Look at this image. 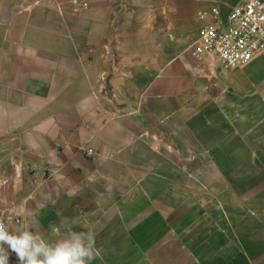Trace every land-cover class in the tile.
Wrapping results in <instances>:
<instances>
[{"label":"crops","instance_id":"crops-1","mask_svg":"<svg viewBox=\"0 0 264 264\" xmlns=\"http://www.w3.org/2000/svg\"><path fill=\"white\" fill-rule=\"evenodd\" d=\"M244 2L0 0V223L92 229L90 264H264V52L192 55Z\"/></svg>","mask_w":264,"mask_h":264},{"label":"built area","instance_id":"built-area-1","mask_svg":"<svg viewBox=\"0 0 264 264\" xmlns=\"http://www.w3.org/2000/svg\"><path fill=\"white\" fill-rule=\"evenodd\" d=\"M200 21L199 38L192 52L197 60L212 58L223 71H231L249 65L264 52V0H245L225 16L214 9L201 14ZM86 153L92 156L94 151L88 149Z\"/></svg>","mask_w":264,"mask_h":264},{"label":"clouds","instance_id":"clouds-1","mask_svg":"<svg viewBox=\"0 0 264 264\" xmlns=\"http://www.w3.org/2000/svg\"><path fill=\"white\" fill-rule=\"evenodd\" d=\"M55 231L59 233L58 228ZM95 236L92 229L68 231L54 243H48L38 231L10 230L0 223V264H8L5 244L20 264H90L99 255Z\"/></svg>","mask_w":264,"mask_h":264}]
</instances>
